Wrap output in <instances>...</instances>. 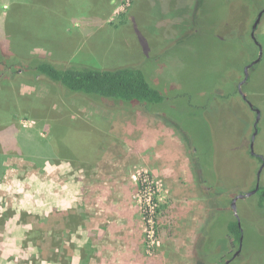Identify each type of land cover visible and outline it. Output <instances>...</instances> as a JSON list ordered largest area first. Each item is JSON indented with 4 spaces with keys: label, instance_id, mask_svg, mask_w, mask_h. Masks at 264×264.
Segmentation results:
<instances>
[{
    "label": "rangeland",
    "instance_id": "1",
    "mask_svg": "<svg viewBox=\"0 0 264 264\" xmlns=\"http://www.w3.org/2000/svg\"><path fill=\"white\" fill-rule=\"evenodd\" d=\"M262 9L264 0H0V152L8 155L1 159L0 233L8 232L0 239L10 240L0 247V264H194L195 236L209 215L195 162L210 168L228 212L258 171L264 185V114L252 139L257 114L249 105H264V14L251 37ZM259 54L241 85L245 101L238 84ZM36 58L136 65L172 102L160 118L79 95L65 100L48 79L12 69ZM81 121L89 126L72 129ZM169 122L203 151L191 153ZM14 136L23 147L12 146ZM44 143L53 157L40 169L73 155L72 166L45 175H60L81 196L73 218L55 206L52 186L34 188L32 167L45 155L28 148ZM141 173L151 186L148 200L139 192ZM236 207L244 248L231 264H264V211L253 194ZM223 241L216 252L225 260L236 246Z\"/></svg>",
    "mask_w": 264,
    "mask_h": 264
},
{
    "label": "trees",
    "instance_id": "2",
    "mask_svg": "<svg viewBox=\"0 0 264 264\" xmlns=\"http://www.w3.org/2000/svg\"><path fill=\"white\" fill-rule=\"evenodd\" d=\"M29 63L30 65L24 69H20V66L18 68L13 67L14 64H17L14 63L12 69L14 72L21 70L22 73H30L34 79L37 77L48 79L51 83L58 86L60 96L65 100L79 95L89 98L98 105H103L109 109H136L144 114H153L160 118H162L161 110L172 102V97H166L158 88L154 87L148 78L147 72L142 69V67L136 65H123L113 68H96L81 64H69L65 66L56 64L45 58H36L29 61ZM253 108H256V106L252 105L251 109L254 110ZM81 122L83 123L71 122L73 123V125L71 124L72 129L79 130L89 126L84 125V121ZM98 124L97 122V125ZM170 124L179 129L186 141V136L178 123L172 122ZM103 125L101 124V126ZM99 128L101 129V127ZM66 140L62 142L63 148H66ZM11 142L14 143L12 146L17 147V149L23 147V144L16 141L15 136L11 139ZM186 145L194 155H197V152L203 151L199 143L190 145L186 141ZM46 147L48 146L44 143L39 148H34V146L28 148L29 152L41 151L44 153L43 155H45L42 157L41 162H37V167H42L45 161L53 157V154H46ZM5 151L7 150L0 152V176L3 175L5 170L1 159L8 156ZM16 153L23 156L25 152L16 151ZM73 154L76 158H79L80 161L84 160L82 159L83 157L79 156L76 152H73ZM70 157H73V155L70 154ZM260 159L261 161L264 160L262 157ZM195 166L197 168L199 183L206 191L208 197L209 215L205 224L195 236V241L192 246L195 257L194 264H219L218 259L222 256V253H218L216 250L222 248L221 243L224 242L223 240H228L229 246L230 244L236 246V248L232 250V253L229 252L227 254L230 259L233 253L238 249L241 237V251L243 250L244 234L242 228L238 225L236 217L231 211H227L225 202H223L224 198L222 196H216V193L220 189H217L218 184L216 185L207 173L210 168L205 162L201 161V159L195 162ZM254 187L255 186H252L251 189ZM253 196L256 199L257 208L264 211V185L259 183V187ZM223 214H226V216ZM225 257H221V260L223 259L221 264L224 263ZM237 257L231 260V263L237 259Z\"/></svg>",
    "mask_w": 264,
    "mask_h": 264
},
{
    "label": "crops",
    "instance_id": "3",
    "mask_svg": "<svg viewBox=\"0 0 264 264\" xmlns=\"http://www.w3.org/2000/svg\"><path fill=\"white\" fill-rule=\"evenodd\" d=\"M262 98H264V93L261 94ZM256 108L259 110V114H260V118L263 116L264 114V105L260 103V101L257 102V105H255ZM257 133H259V131H257ZM256 136V135H255ZM260 154H262V152H259ZM70 157H65L63 158L64 160H60L59 162H54L51 164H46L49 163L48 161L44 164L45 166H43L42 169H40L41 167H37L36 165H34V167H32V169L35 168V178L31 179L33 184H34V188H40L41 190L43 189V186H46L45 189H47L48 187L52 186V188H50V192L53 190V193L50 194V198L55 202V206H61V207H67L69 208L70 212L68 216H74L73 213H71V209H74V206L77 205V200L81 199V196H74L72 194H70L69 189V184H67L68 182L64 180L63 178V182L61 180L60 175H57V177L55 175H49V176H45L46 172L50 173V171H48V168H60V167H65L67 168V165L72 166V164L70 162H74V160L69 159ZM82 161V160H81ZM83 164L81 165L80 169L83 168ZM82 170V169H81ZM30 180V182H31ZM61 181V182H60ZM1 196H2V192H0V200H1ZM32 200V199H30ZM21 201V200H20ZM81 201V200H80ZM34 202V201H33ZM34 204H38L37 202H35ZM116 209L119 210V207L116 206ZM117 214H121L120 212H115ZM103 215H107L108 214V209L105 208L103 213ZM73 218V217H72ZM1 220V219H0ZM5 220V216L3 217V221H2V226L3 228L7 225L8 223H6ZM6 229V228H5ZM5 229L2 230V233H0V235H4V233L6 234L8 231H4ZM12 237L14 238V246H17L18 243L20 242V235L19 233H14L12 234ZM7 240H9V237L7 238ZM23 240V239H22ZM22 242V241H21ZM20 242V243H21ZM19 243V244H20ZM10 244V240L9 241H5V240H1L0 239V247H5V246H9Z\"/></svg>",
    "mask_w": 264,
    "mask_h": 264
},
{
    "label": "water",
    "instance_id": "4",
    "mask_svg": "<svg viewBox=\"0 0 264 264\" xmlns=\"http://www.w3.org/2000/svg\"><path fill=\"white\" fill-rule=\"evenodd\" d=\"M263 13H264V9H262V10L258 13V15H257V17L255 18V21L253 22L252 27H251V37H252V39H253L254 41H255L254 31H255V29H256V27H257V25H258V23H259V21H260V18H261V16H262ZM259 59H260V54H259V56H258L255 60H253L251 63H249L248 65L245 66V68H244V75H243V78H242V80H241V81L239 82V84H238V92L240 93V95L242 96V98H243L245 101H246V96H245V95L242 93V91H241V85H242V84L247 80V78H248V69L250 68V66H252L254 63L258 62ZM248 103H249V102H248ZM249 105H250V107H252V104H251V103H249ZM254 111H255V113L257 114V118H256V122L254 123V133H253L252 139L254 138V136H255V134H256V131H257V129H256V124H257V121H258V119H259V110H258L257 108H255ZM259 172H260V171H258L257 176H256L255 187H254L253 189H251V190H249V191L243 193V194H239V195L234 196V197L232 198V200H231V210H232L233 215L236 217V219H237V221H238V225H239V227H241V226H240V221H239V217H238V213H237L236 202H237L238 199H241V198H244V197L250 196V195H252V194H254V193L256 192L257 188L259 187ZM241 240H242V237L240 238V241H241ZM240 249H241V243L239 244V249H238L237 251H235V253H234V255L232 256V258L235 257V256L240 252ZM225 264H228V261H226Z\"/></svg>",
    "mask_w": 264,
    "mask_h": 264
},
{
    "label": "built area",
    "instance_id": "5",
    "mask_svg": "<svg viewBox=\"0 0 264 264\" xmlns=\"http://www.w3.org/2000/svg\"><path fill=\"white\" fill-rule=\"evenodd\" d=\"M146 176L147 175L145 173H141L140 174V177H139L140 182H141V188L139 189V192L144 197V199L146 198L145 196L149 193V191L151 189V186H150L149 181H148V179H147ZM148 199H150V198L148 197L145 200H148ZM149 207H152V205L149 204L148 201H146V204L143 205V208H142L143 209V212L145 214H146V211L149 212V213L146 214V216H148V218H147L148 221L150 220V217H149V215H150V208Z\"/></svg>",
    "mask_w": 264,
    "mask_h": 264
},
{
    "label": "flooded vegetation",
    "instance_id": "6",
    "mask_svg": "<svg viewBox=\"0 0 264 264\" xmlns=\"http://www.w3.org/2000/svg\"><path fill=\"white\" fill-rule=\"evenodd\" d=\"M253 109H255V108H253ZM255 183H256V182H255ZM254 186H255V185H254ZM240 243H241V241H240ZM241 248H242V246H241ZM238 249H239V245H238ZM238 249H237V250H238ZM237 250H236V251H237ZM240 252H241V249H240ZM240 252H239V253H240ZM234 253H235V252H234ZM234 253H233V255H234ZM239 253H238V254H239ZM238 254H237V255H238ZM233 255H232V256H233ZM237 255H236V256H237ZM236 256H235V257H236ZM235 257H233V258L231 257L230 259H229V258L225 259L224 264L226 263V261H228V264H230V263H231V260H233Z\"/></svg>",
    "mask_w": 264,
    "mask_h": 264
}]
</instances>
